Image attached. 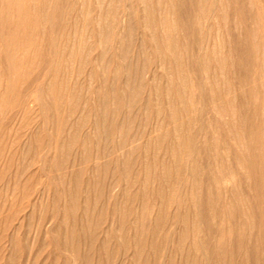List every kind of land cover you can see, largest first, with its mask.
<instances>
[{
	"label": "rangeland",
	"instance_id": "374dc122",
	"mask_svg": "<svg viewBox=\"0 0 264 264\" xmlns=\"http://www.w3.org/2000/svg\"><path fill=\"white\" fill-rule=\"evenodd\" d=\"M0 264H264V0H0Z\"/></svg>",
	"mask_w": 264,
	"mask_h": 264
},
{
	"label": "bare ground",
	"instance_id": "6f19581e",
	"mask_svg": "<svg viewBox=\"0 0 264 264\" xmlns=\"http://www.w3.org/2000/svg\"><path fill=\"white\" fill-rule=\"evenodd\" d=\"M168 45H169V47H167V48L170 49V44L168 43ZM168 45H167V46H168ZM172 45H173V44H172ZM123 143H124V142H123ZM123 143H122V144H123ZM123 146H124V145H123Z\"/></svg>",
	"mask_w": 264,
	"mask_h": 264
}]
</instances>
